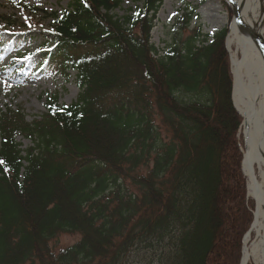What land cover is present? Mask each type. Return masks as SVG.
Here are the masks:
<instances>
[{
	"label": "trees",
	"instance_id": "trees-1",
	"mask_svg": "<svg viewBox=\"0 0 264 264\" xmlns=\"http://www.w3.org/2000/svg\"><path fill=\"white\" fill-rule=\"evenodd\" d=\"M121 2L51 16L39 66L75 71L73 102L0 108V264H240L254 201L226 29L190 30L186 10L159 53L163 0ZM61 234L78 239L56 249Z\"/></svg>",
	"mask_w": 264,
	"mask_h": 264
},
{
	"label": "rangeland",
	"instance_id": "rangeland-1",
	"mask_svg": "<svg viewBox=\"0 0 264 264\" xmlns=\"http://www.w3.org/2000/svg\"><path fill=\"white\" fill-rule=\"evenodd\" d=\"M73 0H0V108L5 105L21 107L27 120L31 121L46 111L49 97L56 95L59 104L69 105L79 93L75 83V71L68 76L57 69L43 70L40 52L43 35L50 28L52 14L60 16ZM131 0H122L114 10L118 16L133 9ZM195 10L189 29L200 27L202 32L212 35L228 28L232 20L231 10L225 0H163L151 31V42L159 53L170 43L175 20L185 11ZM10 17L15 24L8 26L2 20ZM264 30V25H263ZM230 59V58H229ZM244 128L241 126L243 137ZM25 149L31 141L18 136L16 139ZM244 149L245 146H244ZM242 171L244 172L243 166ZM254 172L259 178L258 169ZM251 198V197H250ZM252 199V198H251ZM253 239L255 233L252 231ZM78 239L77 234H61L50 244L65 247ZM246 264H254L252 258Z\"/></svg>",
	"mask_w": 264,
	"mask_h": 264
},
{
	"label": "bare ground",
	"instance_id": "bare-ground-1",
	"mask_svg": "<svg viewBox=\"0 0 264 264\" xmlns=\"http://www.w3.org/2000/svg\"><path fill=\"white\" fill-rule=\"evenodd\" d=\"M242 19L251 25L255 36L263 35L264 0H236ZM226 50L230 58L233 85L232 103L242 117L245 148L241 165L247 175L248 195L253 199L255 211L251 234L242 239L241 264L250 258L254 264H264V57L245 35H240L233 21L229 24ZM258 169L257 178L254 168Z\"/></svg>",
	"mask_w": 264,
	"mask_h": 264
},
{
	"label": "water",
	"instance_id": "water-1",
	"mask_svg": "<svg viewBox=\"0 0 264 264\" xmlns=\"http://www.w3.org/2000/svg\"><path fill=\"white\" fill-rule=\"evenodd\" d=\"M226 1L228 2L229 6H230V9L232 12V19H233V22L235 24V28H236L237 32L240 35H245L246 37L250 38V41L254 44V46L256 47V50H258L259 55L264 57V35L255 36L253 34V30H252L251 25L247 24V22L241 18L239 10H238L239 9L238 4H237L236 0H226ZM228 34L226 35V38H225L226 42L228 39ZM236 110H237V108H236ZM251 227H252V225H251ZM250 230H251V228L249 229V231Z\"/></svg>",
	"mask_w": 264,
	"mask_h": 264
}]
</instances>
